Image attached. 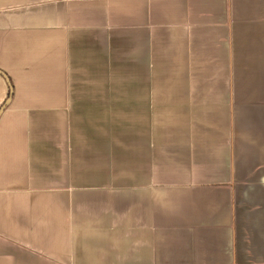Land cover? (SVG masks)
<instances>
[{"label":"crops","instance_id":"0c3cea01","mask_svg":"<svg viewBox=\"0 0 264 264\" xmlns=\"http://www.w3.org/2000/svg\"><path fill=\"white\" fill-rule=\"evenodd\" d=\"M0 264H264V0H0Z\"/></svg>","mask_w":264,"mask_h":264},{"label":"water","instance_id":"95a60500","mask_svg":"<svg viewBox=\"0 0 264 264\" xmlns=\"http://www.w3.org/2000/svg\"><path fill=\"white\" fill-rule=\"evenodd\" d=\"M1 73V72H0ZM10 102V98L6 101V103L3 105V107L0 109V115L3 112V110L5 109V107L8 105V103Z\"/></svg>","mask_w":264,"mask_h":264}]
</instances>
